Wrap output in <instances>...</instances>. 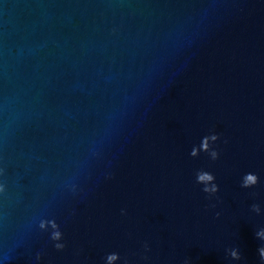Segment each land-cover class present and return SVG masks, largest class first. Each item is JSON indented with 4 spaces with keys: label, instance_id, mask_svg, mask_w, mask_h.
I'll list each match as a JSON object with an SVG mask.
<instances>
[{
    "label": "water",
    "instance_id": "1",
    "mask_svg": "<svg viewBox=\"0 0 264 264\" xmlns=\"http://www.w3.org/2000/svg\"><path fill=\"white\" fill-rule=\"evenodd\" d=\"M262 229L264 0H0V264H264Z\"/></svg>",
    "mask_w": 264,
    "mask_h": 264
},
{
    "label": "clouds",
    "instance_id": "2",
    "mask_svg": "<svg viewBox=\"0 0 264 264\" xmlns=\"http://www.w3.org/2000/svg\"><path fill=\"white\" fill-rule=\"evenodd\" d=\"M217 139H218V136L216 134H212V135L203 137L202 141H201V144L199 146V149H197L196 147H193L192 150H191L190 155L195 157V156L198 155V151H204V152H208L209 153V155H210L212 160L217 159L218 152L216 150H214V149H211L210 148V144L208 143L209 140L214 142ZM213 179H214V176L212 174H210L209 172L198 171L197 174H196L197 183H200V184L203 183V184L207 185V182L212 181ZM257 181H258V177L255 174L248 173V174H245L244 182H243V184L241 186L244 187V188H247L250 185H256ZM216 187H217L216 185H213L212 188L210 189L207 186H205L202 190L205 193H208L210 191H215ZM254 207L257 208V211H258V206L254 205ZM217 215H219V213H217ZM53 226L55 227V225H53ZM41 227H43V225H41ZM262 232H264V229H262L261 231H258L256 233V235L257 236H261L262 238H264V236H262ZM59 236H60V233L59 232H55L52 235V239H58ZM63 247H64L63 245H59V244L55 245V248H57V249H61ZM258 251H259V255H260L261 260H264V247H261L260 249H258ZM232 256L234 258H239L235 251L232 252ZM37 258H39V256ZM112 259H115V256H109V260H112Z\"/></svg>",
    "mask_w": 264,
    "mask_h": 264
}]
</instances>
